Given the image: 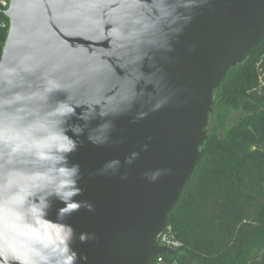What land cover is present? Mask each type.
<instances>
[{"label":"water","instance_id":"obj_1","mask_svg":"<svg viewBox=\"0 0 264 264\" xmlns=\"http://www.w3.org/2000/svg\"><path fill=\"white\" fill-rule=\"evenodd\" d=\"M180 2L9 0L3 12L9 25L0 98L27 94L55 77L74 82L80 99L126 113L109 117L113 143L98 148L85 140L70 158L84 174L83 195L76 199L94 206L67 219L77 236L96 235L74 244L88 264H150L156 256L177 254L159 246L157 236L202 155L213 91L264 37V0H205L185 12L192 17L187 25L175 20ZM109 3L120 5L118 18ZM99 4L102 11L93 7ZM134 151L139 158L126 165ZM113 159L120 162L115 175L109 170L88 177ZM125 172L128 178L120 179ZM62 206L54 202L50 218Z\"/></svg>","mask_w":264,"mask_h":264},{"label":"clouds","instance_id":"obj_2","mask_svg":"<svg viewBox=\"0 0 264 264\" xmlns=\"http://www.w3.org/2000/svg\"><path fill=\"white\" fill-rule=\"evenodd\" d=\"M203 2L181 0L176 22L190 23L192 17L185 12ZM108 6L118 18L120 5ZM93 7L103 10V4ZM104 22L97 20L100 25ZM175 31L178 35L182 27ZM0 82H6L2 76ZM162 103L157 102L151 111ZM124 114L80 99L74 82L65 84L55 77L44 78L27 94L0 98V264H88V257L74 244L77 239L80 244L95 241L96 235L81 232L77 236L67 219L81 209L92 212L94 206L76 199L83 195L80 182L84 174L80 163L70 158L85 140L98 148L113 143L114 124L109 117ZM147 148L145 144L142 151ZM139 155L132 152L125 157V164L132 165ZM119 163L110 160L87 175L105 176L109 170L115 175ZM160 175L157 171L150 180L154 182ZM127 178V172L120 176ZM54 202L63 206L56 207L54 218H50Z\"/></svg>","mask_w":264,"mask_h":264},{"label":"trees","instance_id":"obj_3","mask_svg":"<svg viewBox=\"0 0 264 264\" xmlns=\"http://www.w3.org/2000/svg\"><path fill=\"white\" fill-rule=\"evenodd\" d=\"M8 25L0 13V57ZM263 54L264 37L213 91L202 155L167 217L181 247L166 260L264 264Z\"/></svg>","mask_w":264,"mask_h":264},{"label":"built area","instance_id":"obj_4","mask_svg":"<svg viewBox=\"0 0 264 264\" xmlns=\"http://www.w3.org/2000/svg\"><path fill=\"white\" fill-rule=\"evenodd\" d=\"M9 7V0H0V13L3 14ZM2 27H5V24H2ZM264 55V54H263ZM157 244L161 247H166L178 253V249L181 247V244L173 238L170 227H165L162 233L157 236ZM163 256L159 255L154 257L153 264H179L177 260H166Z\"/></svg>","mask_w":264,"mask_h":264},{"label":"rangeland","instance_id":"obj_5","mask_svg":"<svg viewBox=\"0 0 264 264\" xmlns=\"http://www.w3.org/2000/svg\"><path fill=\"white\" fill-rule=\"evenodd\" d=\"M209 118H210V116H209ZM209 120H210V119H209ZM209 120H208L207 130H208V127H209ZM207 133H208V131H207Z\"/></svg>","mask_w":264,"mask_h":264}]
</instances>
